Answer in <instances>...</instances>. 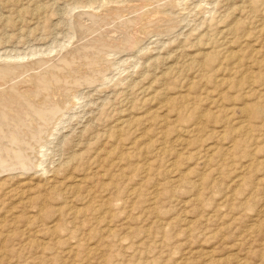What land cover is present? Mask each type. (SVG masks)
Returning a JSON list of instances; mask_svg holds the SVG:
<instances>
[{
    "label": "rangeland",
    "instance_id": "1",
    "mask_svg": "<svg viewBox=\"0 0 264 264\" xmlns=\"http://www.w3.org/2000/svg\"><path fill=\"white\" fill-rule=\"evenodd\" d=\"M0 124V264H264V0H0Z\"/></svg>",
    "mask_w": 264,
    "mask_h": 264
},
{
    "label": "bare ground",
    "instance_id": "2",
    "mask_svg": "<svg viewBox=\"0 0 264 264\" xmlns=\"http://www.w3.org/2000/svg\"><path fill=\"white\" fill-rule=\"evenodd\" d=\"M130 21V20H129ZM129 37V36H128ZM73 54V53H72ZM171 67V66H170ZM36 71V70H35ZM4 86V85H3ZM2 88V87H1ZM30 91V90H29ZM20 92V91H19ZM25 92V91H24ZM33 94V93H32ZM21 99V98H20ZM19 100V99H18ZM39 102V101H38ZM39 105V104H38ZM62 105V104H61ZM52 106V105H51ZM21 107V106H20ZM35 108V107H33ZM20 111V110H19ZM18 114V113H17ZM21 119V118H20ZM41 119V118H40ZM2 120V119H1ZM25 121V120H24ZM6 124V123H5ZM43 124V123H42ZM1 125V124H0ZM40 127V126H39ZM16 129V128H15ZM18 129V128H17ZM7 131V130H6ZM2 140V139H1ZM12 142V141H11ZM20 144V143H19ZM15 155V154H14ZM21 157V156H20ZM8 158V157H7ZM28 161V160H27ZM6 164V163H5ZM2 165V164H1ZM3 168V167H2ZM7 170V169H6Z\"/></svg>",
    "mask_w": 264,
    "mask_h": 264
}]
</instances>
